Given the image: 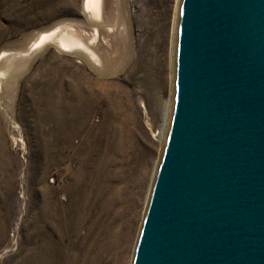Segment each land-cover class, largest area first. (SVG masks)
Returning a JSON list of instances; mask_svg holds the SVG:
<instances>
[{
    "label": "water",
    "instance_id": "1",
    "mask_svg": "<svg viewBox=\"0 0 264 264\" xmlns=\"http://www.w3.org/2000/svg\"><path fill=\"white\" fill-rule=\"evenodd\" d=\"M174 101L131 264H264V0H180Z\"/></svg>",
    "mask_w": 264,
    "mask_h": 264
},
{
    "label": "bare ground",
    "instance_id": "2",
    "mask_svg": "<svg viewBox=\"0 0 264 264\" xmlns=\"http://www.w3.org/2000/svg\"><path fill=\"white\" fill-rule=\"evenodd\" d=\"M176 3L177 10H180V0ZM82 10L85 17L73 25H71L72 22L71 24L58 23L47 32L40 31L24 48L12 54L1 51L0 59L7 55L24 59L31 55L34 49H38L40 44L49 40L48 42L54 43L61 51H72L81 64L92 67L91 75L84 73L83 66H79L69 75L59 72L61 74L58 89L59 126L56 127L57 130L59 129V164L64 163L68 157L64 153L65 150H71L72 155L79 161L80 167L74 172L71 171L68 181L65 180L67 182L64 181L59 187L60 191L66 192L70 201L74 202V211L70 207L72 203L66 206V202L59 199L58 206L61 211H63L62 207H66V213L70 210L71 215L68 220L63 221L66 214L59 211L63 219L61 216L58 218V258L59 264H122V260L128 257L127 253L132 252L133 256L135 245L132 247V244L137 237L135 236L137 229L140 228L138 225L141 214L144 216L143 209L146 208L151 183L163 149L169 119H171L179 11L173 19V28H171L173 36L172 38L170 36L172 43L166 56V65L163 68L157 67L158 70L155 65H146L138 54L141 48L136 47L130 40L132 35L129 19L123 14L120 2L82 0ZM115 64H123V68H128V76L124 77L120 73L114 75L115 70L112 68ZM141 69L143 76L134 79L136 83L132 88L129 87L133 77L130 74ZM4 73L6 72L0 71V82L4 78ZM135 91L139 93L138 96L134 95ZM151 96L155 97L156 102L155 109L150 107L152 111L147 106ZM30 105L31 113L28 114L34 118L40 117L35 111L38 108L37 105L34 102ZM99 106L103 107V118L99 123H93L90 116ZM2 120L0 118V171H5V166H9V159L8 153H5L6 142L3 139ZM143 125L157 144L156 151L151 145L153 154L149 151L148 164H144V170L140 169L139 173L136 168H132L128 156L131 155V151L134 153L139 147L138 140L141 138L140 134L144 132H141ZM37 126L34 129L39 136L40 125L37 124ZM73 138H77L75 144L78 147L77 152L74 151L76 148L71 142ZM138 154L139 152L135 153L136 156ZM138 157H135L137 162ZM37 163L46 166L48 159L42 153ZM148 171H150L149 177ZM2 176L0 178H3ZM9 177L11 176L6 173V178ZM40 177L37 178V183L40 182ZM3 181L0 182V193L6 180ZM130 182L137 187L133 198ZM143 190L145 203L142 201L137 211V203ZM135 199L136 204L133 206ZM133 226L135 231H132Z\"/></svg>",
    "mask_w": 264,
    "mask_h": 264
},
{
    "label": "rangeland",
    "instance_id": "3",
    "mask_svg": "<svg viewBox=\"0 0 264 264\" xmlns=\"http://www.w3.org/2000/svg\"><path fill=\"white\" fill-rule=\"evenodd\" d=\"M117 1L120 2L123 14L129 19L132 35L130 40L136 47L141 48V52L139 50L138 54L146 62V65H155L156 68L162 66L161 68H163L166 65V56H168L172 43L171 28H173L174 15L179 11L176 8L177 0ZM84 17L82 0H0V53L7 51L12 54L24 48L38 32H47L58 23L72 22L70 24L73 25ZM48 41L40 44L38 49H34L32 54L24 59L10 55L0 59V71L6 72L0 82V118L4 120H2L1 126L4 131L3 139L6 142L5 153H8L9 159V166H5V171H0V177L3 175L0 182L6 180L0 193V264H59L58 218L61 216L59 211L66 214L64 219L61 216L63 221L68 220L71 215L68 209L66 213V207H62L63 211H61L58 206L59 199L66 202V206L71 203L70 207L74 206L69 195L59 189L69 177L70 172H74L80 167L79 161L72 155L71 150H65L64 153L68 157L64 163L59 164V129L56 128L59 126L58 89L59 76L61 75L59 72L69 75L73 71L75 72L79 66H83L84 73L91 75L93 72L91 71L92 67L81 64L79 58L75 57L72 51H61L54 43ZM122 54L124 55V53ZM8 56L10 59H6ZM6 61L8 62L6 63ZM7 64L8 66H6ZM122 65L115 64L112 68L115 70L114 75L120 73L127 77L129 69L123 68ZM142 69L130 74L133 77L129 87L132 88L136 83L135 80L143 76ZM138 94L136 92L134 95L138 96ZM32 102L37 105L38 108L35 111L40 114H37L40 117L34 118L28 114L31 113L30 104ZM54 103L56 104L54 105ZM155 103V97L151 96L149 104L147 103L150 111L155 109ZM102 116L103 107H96L95 113L90 116L91 121L99 123ZM37 124L40 125L39 136L35 132ZM142 129L141 132H144L140 134L139 147L136 149V152L140 154L137 155L139 156L138 162L135 161L136 152L131 151V155L128 156L132 168H136L139 173L140 169L144 170V164H148L149 151L153 154V149L156 151L157 144L146 132L144 125ZM76 141L77 138H73L71 142L76 148L74 151L77 152ZM151 145H153V149ZM42 153L48 159L46 166L37 163ZM67 166L68 168H66ZM43 168L45 169L40 174ZM6 173L11 177L6 178ZM148 173L149 177L150 171ZM39 176H41V180L37 183ZM130 183V192L133 198L137 187L133 182ZM144 194V190L141 191L137 211H139L142 201L145 203ZM135 204L136 199L133 206ZM142 218L143 214L139 219L138 228ZM132 229L135 231L134 226ZM138 232L137 229L135 236L138 235ZM136 240L137 237L134 238L132 247ZM127 255L128 257L122 260V264H130L132 252Z\"/></svg>",
    "mask_w": 264,
    "mask_h": 264
}]
</instances>
